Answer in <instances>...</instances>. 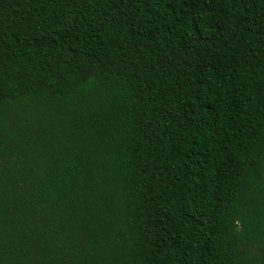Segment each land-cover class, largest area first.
<instances>
[{
    "label": "trees",
    "instance_id": "16d2710c",
    "mask_svg": "<svg viewBox=\"0 0 264 264\" xmlns=\"http://www.w3.org/2000/svg\"><path fill=\"white\" fill-rule=\"evenodd\" d=\"M0 264H264V0H0Z\"/></svg>",
    "mask_w": 264,
    "mask_h": 264
}]
</instances>
